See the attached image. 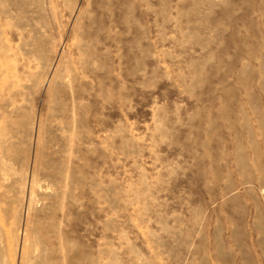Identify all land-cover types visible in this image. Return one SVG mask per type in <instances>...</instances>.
<instances>
[{"label":"rangeland","instance_id":"rangeland-1","mask_svg":"<svg viewBox=\"0 0 264 264\" xmlns=\"http://www.w3.org/2000/svg\"><path fill=\"white\" fill-rule=\"evenodd\" d=\"M0 264H264V0H0Z\"/></svg>","mask_w":264,"mask_h":264}]
</instances>
